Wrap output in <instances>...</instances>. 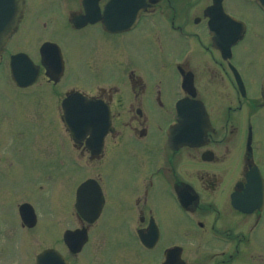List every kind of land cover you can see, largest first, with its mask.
Segmentation results:
<instances>
[{"label":"flooded vegetation","instance_id":"1","mask_svg":"<svg viewBox=\"0 0 264 264\" xmlns=\"http://www.w3.org/2000/svg\"><path fill=\"white\" fill-rule=\"evenodd\" d=\"M46 1L52 4L43 8ZM88 11L94 19L84 23ZM253 12L264 19L257 0H24L19 26L0 68L10 64L7 56L29 54L37 67L33 83L20 87L11 77L9 80L22 93L17 99H34L38 109L19 112L30 116L43 112L45 100L36 96V90L46 88L68 140L63 136L51 145L42 143L38 147L36 128L40 125L32 119V129L27 130L26 124L25 132L5 136L8 141L0 146V165H12L15 155L9 147L18 143L16 138L29 134L31 148L47 155L60 171L67 164L75 167L79 174L76 188L87 179L97 181L105 200L101 216L105 213L106 224L113 229L122 227L125 233L108 244L105 264H122L121 254L115 250L119 245L136 254L134 245L139 252H153L151 260L143 258L145 264H162L163 250L173 246L182 247L184 264H264V238L259 237L264 204L241 211L233 203V197L237 202L244 193L247 174L255 166L264 181V138L260 143V122L257 126L254 122L264 112V99L251 92L247 76L235 64L247 89V93H241L222 56L226 36L238 30L226 18L243 21L246 37L250 24L244 14L250 16ZM30 24L35 31L28 32ZM213 24L219 29L212 34ZM66 26L70 36L64 33ZM88 29H94L91 34L95 38L87 47L84 64L93 75L89 78L93 87H65L69 73L65 43L84 41L83 33ZM45 42L59 46L63 73L50 65L55 64L52 49H45L42 57ZM13 43L17 44L10 49ZM146 49L158 52L162 65L153 64L144 71ZM198 51L208 54L214 64H194L191 57ZM167 56H171L170 62L165 60ZM74 90L100 101V107H108L111 115L108 132L96 134L90 144L88 135L71 138L63 122L62 102ZM185 97L203 102L210 125L207 127L197 116L198 124L178 127L168 134V127L176 121V103ZM2 154L6 155L3 160ZM4 169L5 174L11 171ZM50 179L58 191L59 176ZM94 187L91 191L97 197ZM2 194L0 203H5L6 193ZM101 216L90 223L75 209L74 225L62 231L86 226L90 235L95 225H101ZM19 224L20 230L32 238L31 231L39 222L27 226L19 220ZM10 229L12 223H0V264H35L33 253L22 249ZM144 241L153 243L152 247ZM96 262L103 264L98 259Z\"/></svg>","mask_w":264,"mask_h":264},{"label":"rangeland","instance_id":"2","mask_svg":"<svg viewBox=\"0 0 264 264\" xmlns=\"http://www.w3.org/2000/svg\"><path fill=\"white\" fill-rule=\"evenodd\" d=\"M36 2H38V0H36ZM51 4L50 1H46L43 8ZM244 16L248 17L250 34L242 40L240 46L235 48V63L239 65L242 73L247 76L251 92L258 94L260 92V76L264 73L263 18L259 12H253L250 16L244 14ZM58 19L61 20V17ZM33 24L39 26L38 23ZM68 28V26L65 28L64 33L66 36L71 35ZM35 29L36 27L33 28L32 24L27 28L28 32L32 30L35 31ZM93 31L94 29H88L83 33V35L86 36L84 41L65 43L68 49L65 51V58L69 64V73L64 80L65 87L76 86L80 89H92L93 85L89 83V78L93 79V75L87 64H84V59L85 54L89 51L87 47L91 44V40L95 38V35L91 34ZM38 32L40 33L41 30ZM16 44L17 43L11 44L10 49L14 48ZM132 50L131 48V52ZM155 52L152 51V53L147 54L148 51L146 49V66L144 71L148 70V67L153 65L150 64L149 60H155V66L156 64L159 66L162 65L158 57V52ZM165 55H167V53L161 54V56ZM214 55L217 56L216 53ZM191 59L194 64H207V62L208 65L214 64L213 60L211 61L212 58L210 59L208 54L200 53L199 51L198 53L195 52ZM165 60L170 62L171 56L165 57ZM1 67L0 146L3 147L6 141H8L5 136L22 131L25 132L26 130L23 127L26 124L29 126L27 130L32 129V119L33 121L37 120L36 123L40 125L39 128H36L37 137L41 141H38V147L42 146V143H45L44 145H51L54 143V140L56 141L63 136H65V141L68 140L61 125V116L56 110L53 103L54 101L50 100L51 95L47 94V89L41 87L36 90V96L45 100V103L41 100L43 112L37 111V113H34V116H30L25 112H19L20 109L32 112L36 108L37 103L34 104V99L28 97L17 99L22 96V93L16 90L9 80V66L5 64ZM227 77L226 75V78ZM60 88L62 89L64 86H60ZM35 114L40 115L35 116ZM254 122L256 126L260 122V129H258V127L257 129L261 143L264 138V112H261L259 116L255 117ZM28 136L29 134L24 138H16L18 143L9 147V151L13 152L15 155L12 165L10 167H6L4 164L0 165V199L4 198L2 193H6V202L3 203L4 200H2L0 203L1 205L5 204L4 206H0V223L5 226H7V224L11 225L12 223V229H10L9 232L11 236H14V239L17 238L21 242L24 251L33 253L43 246L47 245L48 247L56 244L55 246L67 252L65 245L60 243V235L63 232V228L74 225L73 206L77 185L76 181L79 174L76 173L75 167L71 164H67L65 168L62 167L60 171L58 166L52 165L53 163L50 162V158L48 159L47 155L38 153L37 148H31L32 144L28 142L30 141L28 140ZM19 147H22L20 153L17 152ZM1 156L3 160L6 155L2 154ZM236 160L237 155L232 158V162L236 163ZM4 168H7V171H11L5 174ZM52 176H59L60 178L61 184L58 191L53 189L50 179ZM24 201L33 203L39 215L40 222L39 225L31 231L32 238L19 228L20 224L16 204H20ZM101 219H104V221H102L99 228H96L95 225L91 229L93 237L89 248L84 254L75 256L77 257V262L80 261L79 264H99L95 260L96 255L97 259L105 264V253L108 251L109 241H114L113 237H121L125 234L122 227L113 229L106 224L107 216L105 213ZM259 237L264 238V223L261 225ZM162 247H164V245L161 246L160 252H162ZM132 249L137 251L139 256L132 250L126 251L123 245H119L115 248L117 253L121 254L126 259L125 263L129 264H142V261H140L141 258H150L149 260H151V255L153 257L155 255L153 252L149 254L143 250L139 252L135 245Z\"/></svg>","mask_w":264,"mask_h":264},{"label":"water","instance_id":"3","mask_svg":"<svg viewBox=\"0 0 264 264\" xmlns=\"http://www.w3.org/2000/svg\"><path fill=\"white\" fill-rule=\"evenodd\" d=\"M260 2L264 7V0H261ZM22 9H23V0H0V60L2 57L3 49L6 46L11 33L18 25V21L20 19ZM228 55L229 53L226 54V56ZM12 59H19V60L25 59L29 61V58H27V56L24 55L23 53L13 56ZM12 75L15 78V80L17 81L21 80L25 77V69L24 68L20 69L19 67L17 68L16 71L13 69ZM263 94H264V89H263ZM77 100L82 102L83 104L82 107H77L75 103H73L74 101ZM65 101H66L65 121L73 133L77 132V134H80L83 133V131L91 130V127H99L101 128V130L105 128L107 122L106 123L104 122V124L103 122L101 123L100 116L95 115L96 113H94L95 107L93 104H95V102L83 98L79 93H74L70 95ZM84 103H86V105ZM77 108H79L81 111H76ZM107 115L108 114L106 112V118L108 119ZM79 202H80V198H78V203ZM82 204H83L82 208L84 207L86 209L87 208L86 200H84ZM78 208L80 209L79 204H78ZM21 211L26 221L33 222L35 220L31 205L29 204L22 205ZM94 211L97 215L99 209L96 208V210ZM86 239L87 237H86L85 229L67 231L65 233L66 244L73 252L79 251L81 249V246L86 241ZM37 264H68V263L57 250L46 249L37 256Z\"/></svg>","mask_w":264,"mask_h":264}]
</instances>
